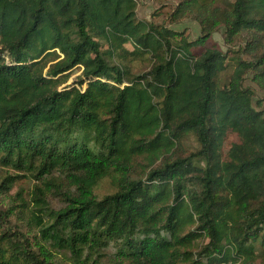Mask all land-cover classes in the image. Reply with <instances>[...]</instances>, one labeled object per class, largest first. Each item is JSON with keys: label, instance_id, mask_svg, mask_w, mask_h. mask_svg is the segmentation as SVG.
<instances>
[{"label": "trees", "instance_id": "trees-1", "mask_svg": "<svg viewBox=\"0 0 264 264\" xmlns=\"http://www.w3.org/2000/svg\"><path fill=\"white\" fill-rule=\"evenodd\" d=\"M136 8L0 0V264H264V0Z\"/></svg>", "mask_w": 264, "mask_h": 264}, {"label": "rangeland", "instance_id": "rangeland-1", "mask_svg": "<svg viewBox=\"0 0 264 264\" xmlns=\"http://www.w3.org/2000/svg\"><path fill=\"white\" fill-rule=\"evenodd\" d=\"M177 0H136L137 8L136 14L139 19L152 21L155 24H161L176 31L183 32V35L190 39H195L199 36L200 27L198 22L192 17H186L179 22L169 23V15L170 12L175 5ZM231 0H218L220 4H224L225 2H229ZM210 43H215L221 50L226 54L227 58H241L244 60H249V56L243 54L241 51V47L243 46L244 39L243 37H238L233 39L232 41L227 40L222 35V28H218L215 33L209 39ZM234 60V59H233ZM133 68L134 72L140 71L142 68L146 66L142 65V63H135ZM231 68L226 70V76H222L223 79H227V75L231 72ZM80 72L74 69L68 76L67 80L59 86L62 88L64 86L70 85L75 77ZM250 74L245 76L244 85L250 87L254 90V102L258 100L262 109H264V90L259 89L250 78ZM196 147V144L192 137L186 139L183 144V149H193ZM30 187L29 179L27 177H23L19 182L14 186L12 190L13 195L26 196L27 190ZM112 190L111 184L108 180L103 181L95 190L97 196H102L104 194L109 193Z\"/></svg>", "mask_w": 264, "mask_h": 264}, {"label": "built area", "instance_id": "built-area-1", "mask_svg": "<svg viewBox=\"0 0 264 264\" xmlns=\"http://www.w3.org/2000/svg\"><path fill=\"white\" fill-rule=\"evenodd\" d=\"M220 264H230V263H220Z\"/></svg>", "mask_w": 264, "mask_h": 264}]
</instances>
